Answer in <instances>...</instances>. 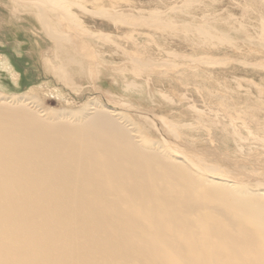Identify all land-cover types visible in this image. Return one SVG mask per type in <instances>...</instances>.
Masks as SVG:
<instances>
[{"label": "rangeland", "instance_id": "rangeland-1", "mask_svg": "<svg viewBox=\"0 0 264 264\" xmlns=\"http://www.w3.org/2000/svg\"><path fill=\"white\" fill-rule=\"evenodd\" d=\"M3 99L71 121L103 107L203 177L258 190L264 0H0Z\"/></svg>", "mask_w": 264, "mask_h": 264}, {"label": "bare ground", "instance_id": "bare-ground-1", "mask_svg": "<svg viewBox=\"0 0 264 264\" xmlns=\"http://www.w3.org/2000/svg\"><path fill=\"white\" fill-rule=\"evenodd\" d=\"M5 101L0 264H264V187L207 179L103 107Z\"/></svg>", "mask_w": 264, "mask_h": 264}]
</instances>
